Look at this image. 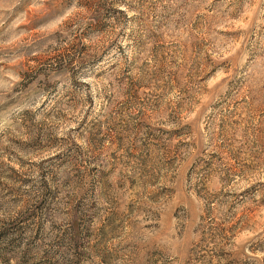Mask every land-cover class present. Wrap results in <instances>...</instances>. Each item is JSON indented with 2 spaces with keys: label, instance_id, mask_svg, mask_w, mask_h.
<instances>
[{
  "label": "rangeland",
  "instance_id": "rangeland-1",
  "mask_svg": "<svg viewBox=\"0 0 264 264\" xmlns=\"http://www.w3.org/2000/svg\"><path fill=\"white\" fill-rule=\"evenodd\" d=\"M0 264H264V0H0Z\"/></svg>",
  "mask_w": 264,
  "mask_h": 264
}]
</instances>
